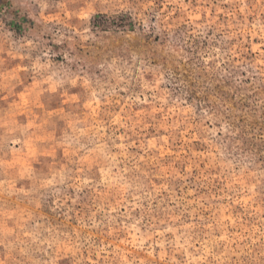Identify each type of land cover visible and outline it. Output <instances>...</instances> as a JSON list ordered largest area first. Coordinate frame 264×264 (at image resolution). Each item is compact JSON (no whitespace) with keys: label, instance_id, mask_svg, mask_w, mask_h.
<instances>
[{"label":"rangeland","instance_id":"374dc122","mask_svg":"<svg viewBox=\"0 0 264 264\" xmlns=\"http://www.w3.org/2000/svg\"><path fill=\"white\" fill-rule=\"evenodd\" d=\"M0 264H264V0H0Z\"/></svg>","mask_w":264,"mask_h":264}]
</instances>
